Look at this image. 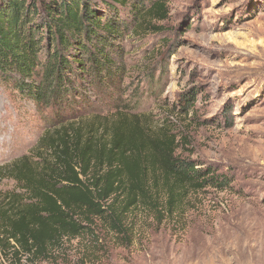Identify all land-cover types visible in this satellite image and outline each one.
<instances>
[{"label":"rangeland","instance_id":"1","mask_svg":"<svg viewBox=\"0 0 264 264\" xmlns=\"http://www.w3.org/2000/svg\"><path fill=\"white\" fill-rule=\"evenodd\" d=\"M165 3L168 18L153 22L160 31L119 43L124 75L115 104L148 117L154 135L171 133L178 157L211 177L227 176L229 186L189 189L169 212L160 181L158 204L133 209L125 234L96 220L43 254L11 240L0 264H264V0ZM88 95L76 117L102 115L110 123L109 98ZM54 121L0 78V210L21 193L10 166L35 156Z\"/></svg>","mask_w":264,"mask_h":264},{"label":"trees","instance_id":"2","mask_svg":"<svg viewBox=\"0 0 264 264\" xmlns=\"http://www.w3.org/2000/svg\"><path fill=\"white\" fill-rule=\"evenodd\" d=\"M136 1L0 0V78L55 119L35 156L9 168L21 193L0 210L4 254L11 240L43 254L64 237L85 234L96 220L125 234L133 209L158 204L160 181L169 212L189 189L229 186L227 176L211 177V170L178 157L171 133L154 135L148 117L115 104L116 80L124 75L119 43L160 31L153 22L168 18L165 0ZM93 91L114 105L110 123L102 115L76 117Z\"/></svg>","mask_w":264,"mask_h":264}]
</instances>
